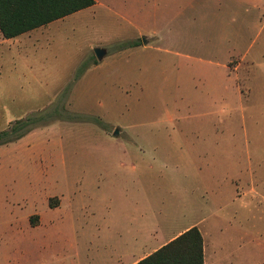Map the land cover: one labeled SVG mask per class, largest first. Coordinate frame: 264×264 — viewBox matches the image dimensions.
Instances as JSON below:
<instances>
[{
  "label": "rangeland",
  "instance_id": "rangeland-1",
  "mask_svg": "<svg viewBox=\"0 0 264 264\" xmlns=\"http://www.w3.org/2000/svg\"><path fill=\"white\" fill-rule=\"evenodd\" d=\"M96 1L101 6L96 15L106 8L116 21L123 10L135 17L137 0ZM151 5L144 0L143 12ZM160 5L149 23L155 21L162 37L174 32L188 37L166 38L156 47L201 57L203 65L211 61L220 71L221 16L229 48L235 42V52L245 53L246 61L254 63L255 77L263 78L264 18L254 17L258 10L220 9V0H161ZM151 53L154 57L148 60L146 55L139 69L135 57L126 59L123 78L127 75L128 83L114 89L112 104L93 99L85 105H62L59 114L50 105L48 120L33 125L23 141L0 144V264L14 260L12 254L20 257L3 245L41 240L61 198L64 210L79 203L87 221L108 215L128 231L133 223L144 222L147 230H160L154 234L156 242L197 226L204 237L206 264H264V79L244 83L239 113L226 117L235 122L234 136H218L209 120L218 122L211 116L217 108H206L203 101L190 103L207 96L204 77L187 71L201 63ZM154 58L161 60V80L148 63ZM175 74L180 84L175 85ZM77 108L80 112L73 111ZM34 110L33 117H40L41 110ZM8 123L1 120L0 131ZM109 199L107 210L104 201ZM38 216L41 223L34 228ZM30 256L33 262L41 260L40 254Z\"/></svg>",
  "mask_w": 264,
  "mask_h": 264
},
{
  "label": "crops",
  "instance_id": "crops-1",
  "mask_svg": "<svg viewBox=\"0 0 264 264\" xmlns=\"http://www.w3.org/2000/svg\"><path fill=\"white\" fill-rule=\"evenodd\" d=\"M94 1L95 4L89 8L16 37L6 39L0 33V121L7 120L9 125L17 120L32 119L34 107L36 111L41 110L37 113L40 117L35 119L43 122L48 120V114L53 111L59 114L62 105H85L90 104L93 99H98V103L112 104L116 98L114 89L122 88L123 83H128L127 75L123 78L127 69L124 63L126 59L135 57L134 62L139 69L145 64L146 55L148 60L152 59L154 54L151 52L156 50L201 63L194 70L187 71L204 77L207 96L200 98L205 100L190 101V103L196 105L203 101L206 108L209 105L210 108H217L216 113L212 112L214 114L211 116H215L218 122L215 124L214 117L209 118L213 121L211 132L218 136L220 134L234 136L235 122L226 121V117L234 112L239 113L244 101V83L249 85L251 78L262 82L264 76L255 77V69L252 68L254 63L246 61L245 53L235 52L237 46L235 42L229 48L227 42L230 38L224 34L226 23L224 17L220 16V71H218L213 67L214 64L210 63L211 61H208L210 64L203 65L204 60L201 57L180 54L176 51L164 52L165 50L162 51L155 46L156 42L166 38L186 40L188 37L185 32L168 33L162 37V33L155 28V21L154 26L149 23V16L153 18L159 13L161 0H151V10L147 12H143L144 0H137L135 17L123 10L118 21L111 17V10L108 9L106 13V8L104 14L96 15L95 9L101 6L98 1ZM221 8L258 10L259 13H255L254 17L259 20L264 18V14L261 13L264 12V0H220ZM151 25L152 28L147 31V26ZM96 48L105 52L100 61L94 53ZM148 63H153L161 80L162 65L157 64L161 63V60L157 62L154 58L153 62ZM209 74L214 76L212 80ZM140 77L141 75L138 74V81ZM171 79L172 76H169L168 80ZM174 79L175 85L181 83V78L177 74L174 75ZM198 79L201 80L200 77ZM214 80H216L215 85L211 84ZM50 105L56 106L54 107L56 109L53 108L49 113ZM73 111L80 112L78 108ZM112 133L113 129L109 135ZM195 134L201 135L199 132ZM29 135L30 132L18 141H23ZM218 142L216 149H219ZM101 166L99 164L97 167ZM231 182L234 184L235 181ZM94 184L98 185V180ZM233 194L236 198L237 186ZM62 201V198L60 201L58 199L56 207L52 208L51 213L54 214V218L46 221L38 244L33 242L30 244L29 241L19 246L13 240L8 245H3L5 249L20 254L19 259L12 254L14 260L6 264H137L183 232L197 227L189 225L168 236L164 235V240L156 242L154 234L160 230H147L144 222H141V225L133 223L134 227L128 231L116 218L108 217V212L105 214L107 216L102 215L87 221L79 212L81 211L79 203H75L77 204L75 209L64 210L61 208ZM105 202L108 204L105 207L108 210L111 206L110 199L105 200L104 204ZM112 207L116 209L117 203ZM41 219L40 217L39 222L38 216L32 226L37 228ZM199 231L202 235V231ZM202 239L204 240L203 235ZM29 246L31 252L28 251ZM212 252L214 250L211 249ZM30 254L32 256L40 254L41 260L33 262ZM203 256L206 264L204 241Z\"/></svg>",
  "mask_w": 264,
  "mask_h": 264
},
{
  "label": "trees",
  "instance_id": "trees-1",
  "mask_svg": "<svg viewBox=\"0 0 264 264\" xmlns=\"http://www.w3.org/2000/svg\"><path fill=\"white\" fill-rule=\"evenodd\" d=\"M94 4V0H0V33L10 39ZM38 121L32 118L10 123L0 131V144L20 139ZM137 264H204L199 229H188Z\"/></svg>",
  "mask_w": 264,
  "mask_h": 264
},
{
  "label": "water",
  "instance_id": "water-1",
  "mask_svg": "<svg viewBox=\"0 0 264 264\" xmlns=\"http://www.w3.org/2000/svg\"><path fill=\"white\" fill-rule=\"evenodd\" d=\"M94 53H95L97 60L100 61L103 58L105 52H104V50H102L100 48H96L94 50ZM116 134H117V130L114 132V135H116Z\"/></svg>",
  "mask_w": 264,
  "mask_h": 264
}]
</instances>
